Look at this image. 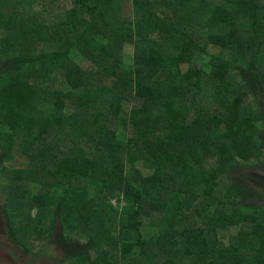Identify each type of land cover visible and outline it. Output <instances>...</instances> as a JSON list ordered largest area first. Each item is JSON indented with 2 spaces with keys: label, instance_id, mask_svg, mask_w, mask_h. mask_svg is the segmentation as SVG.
<instances>
[{
  "label": "trees",
  "instance_id": "obj_1",
  "mask_svg": "<svg viewBox=\"0 0 264 264\" xmlns=\"http://www.w3.org/2000/svg\"><path fill=\"white\" fill-rule=\"evenodd\" d=\"M263 107L264 0H0L12 243L56 264H264V182L232 179L264 168Z\"/></svg>",
  "mask_w": 264,
  "mask_h": 264
},
{
  "label": "rangeland",
  "instance_id": "obj_2",
  "mask_svg": "<svg viewBox=\"0 0 264 264\" xmlns=\"http://www.w3.org/2000/svg\"><path fill=\"white\" fill-rule=\"evenodd\" d=\"M53 10L51 6L49 8ZM133 47L128 45L125 47V57L124 60L126 63H129L132 59ZM81 60H79L80 62ZM84 68H89L88 62H82ZM62 83V82H61ZM63 87L66 85L63 83ZM263 112V122L261 124L262 132L264 133V107ZM263 142L261 146L264 150V134L262 136ZM232 179L237 184H242L247 186L249 184L256 186L259 183L257 181L261 179L264 182V168L258 169L251 166L240 163V165L232 172ZM253 201L260 202L264 201V196H256ZM258 205H264V203H258ZM171 212L168 216L171 217ZM236 233L235 229H232L230 232H222L220 234L222 240H227L228 235ZM9 232L6 228L3 215L0 213V264H56L55 257L57 254L52 249L45 247L38 255L29 256L26 253H23L12 243V240L9 237ZM9 253H8V251Z\"/></svg>",
  "mask_w": 264,
  "mask_h": 264
}]
</instances>
